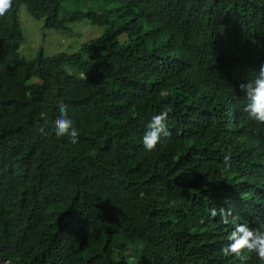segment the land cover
<instances>
[{"label": "trees", "instance_id": "trees-1", "mask_svg": "<svg viewBox=\"0 0 264 264\" xmlns=\"http://www.w3.org/2000/svg\"><path fill=\"white\" fill-rule=\"evenodd\" d=\"M61 3L12 0L0 16V264H238L219 253L233 218L264 222V124L239 87L264 63V3L100 0L59 18ZM22 5L45 29H106L29 59ZM58 101L75 144L52 130ZM165 105L171 135L145 151Z\"/></svg>", "mask_w": 264, "mask_h": 264}, {"label": "clouds", "instance_id": "clouds-1", "mask_svg": "<svg viewBox=\"0 0 264 264\" xmlns=\"http://www.w3.org/2000/svg\"><path fill=\"white\" fill-rule=\"evenodd\" d=\"M264 3V0H261ZM12 5V0H0V16L4 15ZM244 94L243 113L250 121L264 124V63L259 65L256 75L246 83L239 85ZM67 105L63 101L56 103L58 115L53 121V132L55 135H63L64 139L71 144L78 141L79 130L73 123L71 116L68 115ZM172 109L168 106H162L159 112L153 114L145 124L144 131L140 140L145 151H152L163 138L171 135L167 126L169 113ZM235 113V112H233ZM236 114V113H235ZM40 119H44V114H40ZM237 124V121H235ZM36 131L44 135V127L41 126ZM228 156L224 157L225 167H227ZM219 215L221 221L229 223L231 211H225L223 208H210L208 215L212 218ZM203 222V221H201ZM222 257H231L238 261V264H245L249 257H254L258 264H264V222L257 221L255 227H249L247 223L235 222L232 220L231 230L226 235V240L219 248Z\"/></svg>", "mask_w": 264, "mask_h": 264}, {"label": "rangeland", "instance_id": "rangeland-1", "mask_svg": "<svg viewBox=\"0 0 264 264\" xmlns=\"http://www.w3.org/2000/svg\"><path fill=\"white\" fill-rule=\"evenodd\" d=\"M59 18H65L72 12L87 11L99 7L100 0H62ZM19 16L23 31L22 54L29 59L37 58L41 52L44 56L54 55L60 52L73 53L79 51L81 45L88 40L102 36L106 27L94 25L87 19L68 24V30L45 29V21L32 17L25 5L19 10ZM125 41V37L121 38Z\"/></svg>", "mask_w": 264, "mask_h": 264}]
</instances>
